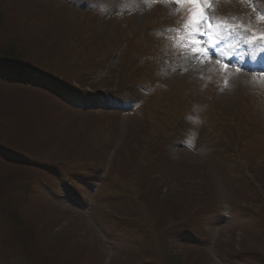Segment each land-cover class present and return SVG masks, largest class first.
<instances>
[{"label":"rangeland","instance_id":"374dc122","mask_svg":"<svg viewBox=\"0 0 264 264\" xmlns=\"http://www.w3.org/2000/svg\"><path fill=\"white\" fill-rule=\"evenodd\" d=\"M0 6V44H23L32 61L46 68L84 76L95 69L94 64L99 62L96 56L106 52L107 62L91 78L100 82L102 90H108L106 79L118 73L120 58L126 55V41L139 37L151 45L159 40V48L155 45L152 54L159 64L165 62L160 64V71H152V86L147 84L145 90L130 87V96L87 93L88 106H110L109 113L100 118L66 113L57 105L55 108L43 93L28 88L0 85V145L48 160L42 161L41 166L49 175L56 170L50 160L80 163L91 158L98 164L92 168L100 171L75 185L78 196L66 187L64 178L50 186L42 187L40 181L33 185L38 190L35 197L40 208L29 209L27 205L23 215L42 222L41 232L46 230L53 243L73 246L75 251L65 249L60 260L58 255L39 253L29 262L36 257L39 263L35 264H56L68 258H73L74 264H111L125 246L140 245L134 228L107 215L112 194L119 193L114 191L115 174L121 180L120 188H128L135 202V190L144 188L139 197L140 208L147 209L142 199L148 204L149 199L152 201V222L143 224L151 235H143L139 253L156 246L155 241L158 247L162 246L164 240L156 233L164 224L182 226L185 222L191 227L171 231L167 241L172 252L169 256L154 254L147 259L128 252L130 255L122 259L125 264L146 260L153 264H177V260L179 264H249L251 257L234 255L233 251L264 256V207L246 203L244 188H238L237 176L232 178L233 171H228L230 167L241 173L244 168L208 147L211 136L207 127L212 120L215 123L233 117L240 94H244L243 101L254 99L252 91L246 93L249 87L262 90L255 102L258 112H262L250 124L256 129L251 135L261 138L251 140L250 155L241 153L237 159L260 165L255 177L264 188V42L250 41V33L241 28L248 25L264 32V0H201L199 5L187 0H0ZM86 12L94 16L93 22L84 15ZM176 24L181 26V32H174ZM158 31L163 32L162 39L157 38ZM185 38L191 42L184 44ZM165 43H170L173 50L169 52ZM161 44L164 49H160ZM74 54L80 57L78 63ZM41 80L47 81L35 78ZM164 84L170 88L162 89ZM177 84L180 86L176 96L183 98L179 107L184 118L171 137L163 141L160 157H141L132 169L138 159V155L128 154L131 148L134 151L133 135L139 133L156 100L172 92ZM58 85L55 90L60 89L56 88ZM99 127L115 130L111 142L115 135V143L126 138L121 156L113 158L112 146L105 150ZM12 156L25 159L19 153ZM108 168L112 173H107L106 179ZM34 172L24 169L21 177L26 179ZM178 174L183 177L173 181V175ZM194 179L201 183H179ZM172 181L178 183L177 191L171 190ZM134 211L137 214L136 208ZM146 217L148 220L147 211ZM4 225L0 220V248L6 243L5 237L9 238ZM36 243V248L42 250L41 238ZM59 250L56 248L54 253ZM22 252L16 245L13 250L5 249V263L22 264Z\"/></svg>","mask_w":264,"mask_h":264},{"label":"trees","instance_id":"16d2710c","mask_svg":"<svg viewBox=\"0 0 264 264\" xmlns=\"http://www.w3.org/2000/svg\"><path fill=\"white\" fill-rule=\"evenodd\" d=\"M0 14H1V6H0ZM2 15V14H1ZM90 21H93V17L89 13H84ZM1 21V16H0ZM88 33H85L87 36ZM10 41V40H9ZM126 48L123 58H120V62L118 65V73L116 75L115 72L113 77H108L106 79V89L102 90L100 82H95L91 78L92 76L100 70L105 63L107 62V53L102 51V55L98 54L96 56L97 65L94 64V70L89 72L85 75H78L74 77L72 74H61L60 71L51 69L50 67L44 64H41L37 61H32L29 57L28 53L24 51V45L19 42H8L6 44H0V85L4 86H13V87H23L34 90L36 92L43 93L44 96L52 100V104L56 108V105L59 106L61 109L65 110L64 112L75 114L76 116L80 117H87V116H98L100 118L104 113H109V109H102V108H90L85 106L86 101H84V97L86 96L88 91L91 92H103L108 93L110 95H125L130 96L131 91L130 87H139L145 89L147 84H149L150 79L149 76L156 68H160V64L157 62V58L152 55L154 49L150 48L147 44V40L145 38H133L129 41L125 42ZM137 44L138 47L135 45ZM156 47L155 44H152L151 47ZM159 48V47H158ZM101 51V50H100ZM75 52V50H74ZM76 63L79 62L80 57L74 54ZM89 53H86L87 59L91 60L89 57ZM30 71H36L43 75H46L52 78L56 83H58L61 87L63 93L61 95L55 94L52 88H47L40 84H35L27 79L29 76ZM76 74V73H75ZM115 84V85H114ZM114 85V86H113ZM165 85V84H164ZM180 85H174L172 88V92L165 94L162 100H156L155 104L153 105L148 117L146 116V122L140 127L139 133L133 135L132 140L136 141L133 144L134 151L129 150L128 154L130 156L138 155L137 161L132 166V169H135L136 163L142 157L144 158H151L153 156L160 157L159 155L162 153V146L160 143V139L162 137H166L171 131L176 128L178 122L182 120L184 117V112L179 107V103L182 97L176 96L177 88ZM163 88H168V85L162 86ZM72 97V98H68ZM83 97V99H81ZM63 106V107H62ZM69 111H68V109ZM98 111V113H96ZM238 115H234L233 117L223 118L222 120L210 121L208 125V130L210 133L209 138V148L213 149L215 154L221 155L223 157L229 158L231 161H235L240 166L244 168L241 173H236L230 167L228 171H233V174L230 176H237L236 180L240 182V185L244 188V195H246L245 200L247 204H254L255 206L264 207V188L261 183L256 179L255 173L258 172V169L261 168L260 165L252 160H245L241 163L237 156L239 154H249L251 153V140L254 138V135H251L250 132H256V129L249 128V118L250 122L252 123L255 115V110L248 109L245 107L244 103L240 104L238 109ZM245 111L248 114V117L245 116ZM243 114L242 118L241 115ZM244 119V120H242ZM237 123V124H236ZM236 124V125H235ZM239 127V130H236L235 127ZM101 126V125H99ZM98 129V128H97ZM142 129L143 132L142 133ZM250 129V130H249ZM101 133V138L103 137V147L105 150L109 147L112 150L113 158L115 159L117 156H121V146L124 143H127L126 138L119 140L118 143H115V136L111 142V136L115 132V130L108 129L106 127H99L97 130ZM11 134L14 132L11 131ZM261 137H257L260 139ZM109 139V140H107ZM257 140L256 138H254ZM105 141V142H104ZM133 143V142H132ZM257 145V144H253ZM112 146V147H111ZM19 153L20 155L24 156V160L14 161L12 157V153ZM107 152V151H106ZM137 152L139 154H137ZM104 154V153H102ZM108 156V153H107ZM252 158V157H251ZM91 158L84 159L80 163H69L67 161H55L50 160V165L70 170V173H66L68 177V181L75 182V177L80 174L82 177H90L94 173L95 170L92 168L93 166H98L97 162L94 160H90ZM48 161L43 158L32 157L26 153H22V151L18 149H13L9 145H0V220L5 223L6 228V236L4 245L0 248V264H6L4 258V251L5 249H14L15 245L23 250L22 264H35L39 263L36 257L33 258V262H29V259L33 256L41 253H48V257L50 255H58V259L63 258V251L65 249L75 251L73 246H67L62 243L56 245L53 243L51 239V235L47 233V231H42L41 228L44 227V224L40 222L38 219L32 220V218L25 217L23 215V208L31 209H39V201H36V194L38 190L33 186L36 184L37 181H40L39 184L45 186L48 182L53 183V175L55 172L56 175L60 174L57 170L53 169L51 175L48 172L44 171V167L41 166L42 161ZM68 167V168H67ZM24 169H31L35 170L33 175L29 176L25 179V177H21ZM191 174V171H188ZM30 173V171H29ZM107 173H112L110 168L107 169ZM38 174V175H37ZM133 176V175H132ZM176 176H178L176 178ZM182 175H173V181L181 178ZM183 177V176H182ZM116 184L114 191H118V194H112V198L108 202V206L106 207L107 215L109 219L121 224L126 225L129 227L134 228L135 233L139 237L140 245L138 246H125L122 251L118 254V256H114L112 259L111 264H125L122 259L125 258L127 255L129 256L131 253H138L142 255H132L134 257H145L149 255V259H152L154 254H165L169 256L172 252L168 249L167 241L170 239L171 231L174 228H186L190 229V226H186L185 223L182 226L179 224H164L161 228H159V238H163L164 243L162 246L158 247L157 241L154 242L152 247L139 253V249H141V245L144 244V236L143 235H151L146 231V226L143 225L144 221L152 222V216L150 215L152 205L151 199H149V204L147 200L142 199L147 209L143 210L140 208L139 204V197L140 193H142V189L144 188H137L134 192V197L136 202L132 198V193L128 188H120L121 180L115 174ZM198 180V181H196ZM190 180L188 182L181 181V184H190V185H198L201 181L200 179ZM174 188L171 190L177 191L178 187L176 184L177 182H173ZM192 182V184H191ZM17 188V189H15ZM136 193H138L136 195ZM148 198L149 194L147 195ZM155 194L153 193L151 198H153ZM250 197V198H248ZM254 200V201H253ZM27 203V204H26ZM35 203L37 205H35ZM141 205V204H140ZM243 206H246L243 203ZM241 207V206H240ZM247 207V206H246ZM136 208L137 214L134 211ZM245 208V207H242ZM146 211L148 215V220L146 217ZM141 213H143L141 218ZM141 219L143 222H141ZM29 222V223H27ZM264 223V222H262ZM264 225V224H263ZM147 232V234H146ZM41 238V246H43L42 250L36 248V239ZM12 246H10V245ZM219 246V245H218ZM56 248H61L59 253H54ZM219 248V247H218ZM233 251V250H232ZM130 254H129V253ZM62 256H61V255ZM234 255H242L246 256L247 258L251 257V263L249 264H264V256L258 252H239L233 251ZM71 259V258H70ZM69 258L66 259V262H56V264H74L73 258L70 260ZM148 259V258H147ZM146 260V259H145ZM179 260H177V264H179ZM55 264V263H54ZM136 264H153L152 261L146 260L141 263Z\"/></svg>","mask_w":264,"mask_h":264},{"label":"snow or ice","instance_id":"6c2138e0","mask_svg":"<svg viewBox=\"0 0 264 264\" xmlns=\"http://www.w3.org/2000/svg\"><path fill=\"white\" fill-rule=\"evenodd\" d=\"M177 2H179V0H177ZM187 2L190 3V4H197V5H199L200 2H201V0H187ZM205 2H207V0H205ZM193 19L194 20L196 19V15L195 14L193 15ZM262 74H264V73H262Z\"/></svg>","mask_w":264,"mask_h":264}]
</instances>
